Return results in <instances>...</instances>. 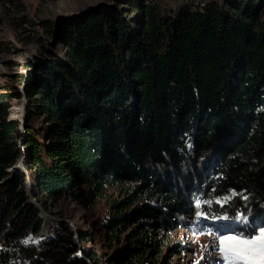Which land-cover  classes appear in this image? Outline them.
Masks as SVG:
<instances>
[{"label": "trees", "instance_id": "trees-1", "mask_svg": "<svg viewBox=\"0 0 264 264\" xmlns=\"http://www.w3.org/2000/svg\"><path fill=\"white\" fill-rule=\"evenodd\" d=\"M131 1L135 19L103 7L62 25L64 57L27 78L25 132L10 117L23 95L0 92V264L100 263L65 222L25 243L42 229L29 182L51 215L65 198L106 205L108 240L129 241L107 264H155L178 221L233 233L264 224V0L172 15Z\"/></svg>", "mask_w": 264, "mask_h": 264}, {"label": "rangeland", "instance_id": "rangeland-1", "mask_svg": "<svg viewBox=\"0 0 264 264\" xmlns=\"http://www.w3.org/2000/svg\"><path fill=\"white\" fill-rule=\"evenodd\" d=\"M239 1H245L247 4L253 0ZM260 2L261 0H255V5ZM145 4L158 7L166 15H172V12L179 9V6L171 4L168 0H145ZM132 6L131 0H8L0 7V92L14 94L18 91L23 95L21 99L12 102L10 109V117L20 120L23 132L27 115L25 95L27 78L35 72L40 61L44 62L51 57H64L66 48L58 43L62 25L86 19L103 7L119 8L127 18L135 19L140 13L133 10ZM19 167L28 175L24 160ZM27 188L30 202L40 209L42 220L40 233L38 235L31 233L27 243H38L48 239L49 227L53 223L65 222L73 228L77 243L80 244L81 232L88 234L91 243L89 242L87 247L100 257L99 264H107L105 260L107 256L114 255L116 250L128 245L127 237H122V242L118 245L111 243L105 235L101 228L108 212L104 203L88 209L65 198L59 203L51 204V215L33 197L30 182ZM118 196L117 193L116 197ZM178 223L174 224L176 228L172 226L160 236L159 239L165 244L163 252L159 257L154 256L148 263L216 264L219 253L212 250L214 241L218 243L215 240L216 236L236 234L224 232L222 230L226 229L216 227L213 223L205 224L203 227L205 230L201 231H195L180 221ZM172 246H176L178 252H171ZM168 253L170 257L166 260L164 257Z\"/></svg>", "mask_w": 264, "mask_h": 264}, {"label": "snow or ice", "instance_id": "snow-or-ice-1", "mask_svg": "<svg viewBox=\"0 0 264 264\" xmlns=\"http://www.w3.org/2000/svg\"><path fill=\"white\" fill-rule=\"evenodd\" d=\"M232 195H235L234 193ZM231 199V196L224 198V202ZM211 204L212 201H204ZM220 203V201H216ZM196 209H202L200 201H196ZM195 215L199 218L203 215L202 211H196ZM243 230L232 235L220 234L216 236L213 251L219 253L216 264H264V226L253 228L251 224L244 223ZM30 239V238H29ZM28 241L26 240L25 243ZM211 259V258H209Z\"/></svg>", "mask_w": 264, "mask_h": 264}, {"label": "built area", "instance_id": "built-area-1", "mask_svg": "<svg viewBox=\"0 0 264 264\" xmlns=\"http://www.w3.org/2000/svg\"><path fill=\"white\" fill-rule=\"evenodd\" d=\"M171 4L188 7L193 10H203L207 7L210 0H168Z\"/></svg>", "mask_w": 264, "mask_h": 264}, {"label": "water", "instance_id": "water-1", "mask_svg": "<svg viewBox=\"0 0 264 264\" xmlns=\"http://www.w3.org/2000/svg\"><path fill=\"white\" fill-rule=\"evenodd\" d=\"M24 122V120L22 121V123ZM43 214H45V212H43Z\"/></svg>", "mask_w": 264, "mask_h": 264}]
</instances>
